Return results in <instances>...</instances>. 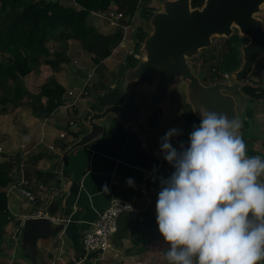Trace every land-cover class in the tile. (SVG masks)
Returning <instances> with one entry per match:
<instances>
[{"label":"crops","instance_id":"crops-1","mask_svg":"<svg viewBox=\"0 0 264 264\" xmlns=\"http://www.w3.org/2000/svg\"><path fill=\"white\" fill-rule=\"evenodd\" d=\"M161 1L138 0L135 13L129 23L130 28L128 29L126 38L122 39L118 44L120 47L113 49L111 55L102 61L101 67L98 70L99 73H97L98 77L93 76L94 78L91 84H88L91 85L90 87L87 86L88 80L82 73H75L70 78L64 74L63 70L60 73H53L48 65L38 59L34 47L24 48L19 44L7 47L6 53L8 55L19 59L27 56L29 60L31 70L23 77L27 96L31 99L40 98L41 90L39 86L45 81L54 78L64 86V89H67L66 86L69 84L78 83V86L83 87L86 92L90 91L91 93L93 90L107 91V93H102L104 95L98 98L97 104L92 103L90 108L94 107V109L99 110L102 101L106 104L116 102L117 98L110 91L114 88L117 82L116 80L119 78L118 73H120V69L124 64L120 61L121 63L117 67L113 68L111 65L116 62L115 58L118 59L120 54L124 55L125 53L128 55L125 61L126 63L131 60L133 56L129 52L137 49L135 38H141L144 33L148 32L147 18L151 13L160 9L156 7L159 2L161 4ZM111 7L116 9L114 4H111ZM97 16L101 19H95L93 17L92 21L98 30L108 32L114 28L113 24L107 21L102 15ZM50 40L55 43L51 38ZM128 45L133 47V49H126ZM121 47L125 48V51H122ZM109 59H112L113 63L108 64ZM34 60L38 64H35ZM80 66L78 65V68ZM34 68H38L36 76H32ZM97 69L98 67L96 68L94 64L93 70L97 72ZM112 71L116 74L114 82L108 81L111 80L110 78L108 79V76L114 75ZM259 71L260 66H257L255 63L251 72L248 74L247 82L253 85L259 83L264 84V82H261V78L258 77ZM45 73L46 77H44ZM80 75L79 81L78 79L76 80V77ZM119 91L121 92V89ZM64 97L67 103L58 107L45 119L32 116L29 112L27 114L26 112L18 114L20 113L18 112V115L16 114L17 116L12 115V117L11 113L1 114V116L5 117L0 121V129L3 131L2 135H5L0 146L8 154L12 153V148H9L10 143L8 140L13 132H11L12 129L7 130L6 128L17 125L14 122H17L20 118L19 116L22 115L21 125H23V128H20L18 136L20 140H24V143H26L21 145L17 150H14L13 153L20 154L17 160L21 161L23 165L24 175L29 174V179L33 182H42L36 174L37 171L56 173V165L64 152V149L61 150L60 147L64 143H73L77 140L74 139L71 132L67 133L61 127L66 125L70 126L69 129L72 132L75 131L78 135L80 132L79 129L75 130L77 128L75 121L79 119L81 113L87 112L90 109L85 107L88 103L86 99L82 98L80 101V99L71 98V100L66 90ZM87 97L89 98L91 96ZM113 99L114 101H112ZM77 103L81 105L77 106ZM261 104L263 103L258 101L254 103L246 97V109L241 111L240 108L236 107V120L241 124V127L237 130V134L244 139L249 156L251 152L257 154L259 152L264 153V108L260 106ZM170 113L168 117L165 116L164 111L143 117L137 129L125 127L112 114L107 115L101 121L105 125V131L98 140L72 150L64 158L61 165V173L62 169H64V177L68 179L67 184L62 181L57 173L56 178H52L49 183L42 182L51 190L43 191V196H45L44 203L43 201H39L37 206H30L27 204L26 198L21 196L16 189H13L15 187H11L10 185V191L7 193L8 212L6 217L8 221L5 223L7 225H4L3 231L6 230L7 233L12 231V233L8 238H6V234L2 236V241L0 242V264H31L30 259L16 245L15 237H19L21 230L19 227L21 226L22 220L29 211L36 209H42L44 213L54 218L65 219L64 229L62 231L55 236L38 239L37 246L42 254V264H95L98 259L107 256L109 253L110 255L108 257L115 256V260L118 263L141 264L142 261H140V258L142 255H122L119 250L114 249L112 243H110L108 251L102 256L95 252H86L81 240L84 232L90 228L91 222L105 208L112 197H122L130 200L139 208L137 214H142L149 210V215L156 220V206L149 209L150 202L153 198L157 197L161 189L160 180L162 178L166 179L174 171L172 165L163 158L160 152V138L169 129H181L182 132L179 135L170 138V143L178 150H180V142H183L184 147H187L189 133L192 131L193 125L198 126L202 119L201 116L194 113L192 107L186 102L185 96L182 100H177V104L176 101L172 103ZM4 120H7L5 122L11 126H7ZM79 121L81 122L80 119ZM74 124L76 125L75 128L72 127ZM55 132H58V136L54 135ZM61 133H64L63 137H60ZM0 139H2V136ZM48 146H53V148L50 150ZM30 153L40 155L37 159L28 160L26 156ZM8 154L6 157H11ZM18 161L14 163V167L20 163ZM13 177L17 179V183L19 177L18 170L15 171ZM128 179L133 181L131 186L127 183ZM261 179L264 180V176ZM73 186H75L76 192L72 195ZM105 187L107 190H105ZM54 198L59 199L60 202L50 214L47 210V203L49 204L51 199ZM18 203L22 204L24 211H16ZM62 237L63 240L58 244L57 239Z\"/></svg>","mask_w":264,"mask_h":264},{"label":"water","instance_id":"water-1","mask_svg":"<svg viewBox=\"0 0 264 264\" xmlns=\"http://www.w3.org/2000/svg\"><path fill=\"white\" fill-rule=\"evenodd\" d=\"M262 3L264 0H204L200 7L192 8L190 0H162L160 9L147 18L148 32L139 37L141 57L128 61L118 90L110 91L117 101H102L99 110L91 107L81 113L79 137L69 146L64 143L60 147L64 152L56 173L62 181L68 182L61 173L64 158L72 150L98 140L105 131L101 121L107 115L112 114L125 127L137 129L143 117L154 114L158 108L168 117L177 99L173 94L182 88L196 115L202 117L206 110L236 120V107L246 109V97L240 87L247 82L256 61H264V20L255 16ZM232 34L246 38L240 45L239 68L231 71L226 80L202 83L190 59L201 49L209 48L213 36ZM63 229V221H52L49 216H26L21 223V235L15 241L31 264H42L38 239L55 236Z\"/></svg>","mask_w":264,"mask_h":264},{"label":"clouds","instance_id":"clouds-1","mask_svg":"<svg viewBox=\"0 0 264 264\" xmlns=\"http://www.w3.org/2000/svg\"><path fill=\"white\" fill-rule=\"evenodd\" d=\"M201 115L187 147L170 143L181 129L160 138V152L174 169L160 180L156 200L158 230L168 245L164 258L167 264H260L264 158L247 154L239 121L206 110Z\"/></svg>","mask_w":264,"mask_h":264},{"label":"trees","instance_id":"trees-1","mask_svg":"<svg viewBox=\"0 0 264 264\" xmlns=\"http://www.w3.org/2000/svg\"><path fill=\"white\" fill-rule=\"evenodd\" d=\"M204 0H190L192 8L200 7ZM138 0H0V115L28 110L32 116L39 119L49 117L54 110L67 103L64 97V86L54 78L42 83L39 88L40 98L31 99L27 96L23 77L30 72V64L27 56L18 59L5 54L7 47L19 44L24 48L34 47L36 56L54 70L61 68L62 63L69 62L68 41L76 40L82 50L91 55V60L96 68L101 67L102 61L111 55L123 38L121 27H114L108 32L98 30L93 21V14H104L111 4L124 14L120 19L121 24H129L135 13ZM58 42V47L52 51L46 45V38ZM219 46L212 43L204 52H199L191 60L198 61V68L204 70V64L208 65L206 73L202 76L204 84L219 80L221 72L236 70L241 64L240 45L246 42V38L237 34L229 37H221ZM136 44L137 39L135 38ZM35 64H38L34 60ZM192 64V63H191ZM195 69V64H192ZM200 66V67H199ZM38 68H34L32 76H36ZM200 72V71H199ZM46 77V74L45 76ZM202 81V80H201ZM206 81V82H205ZM102 86V84H101ZM242 93L251 99L264 102V84L244 83L240 87ZM71 125V124H70ZM70 127V126H69ZM77 139L78 135L69 130ZM40 154L30 153L26 159H37ZM261 156L264 153L251 152L250 156ZM16 152L11 157L0 161V235L8 221L7 187L11 181V171L14 164L11 160L19 159ZM19 162V161H18ZM64 169L62 174L65 175ZM43 183H49L56 178L55 172H36ZM30 178L29 174H25ZM76 188L72 187V195ZM157 197L151 200L150 207L156 206ZM59 199H51L48 205V213H52L57 207ZM149 210L142 214L122 213L118 217L117 228L110 238L114 249L122 252V255L132 256L144 253L147 246L154 242L161 234L155 219L149 215ZM141 215V216H140ZM2 228V229H1ZM2 236H0V242ZM28 257V256H27ZM99 264V262H95ZM264 264V261L260 262Z\"/></svg>","mask_w":264,"mask_h":264},{"label":"rangeland","instance_id":"rangeland-1","mask_svg":"<svg viewBox=\"0 0 264 264\" xmlns=\"http://www.w3.org/2000/svg\"><path fill=\"white\" fill-rule=\"evenodd\" d=\"M111 9H114L113 7H110ZM109 8V9H110ZM156 8H160V2H159V4H157V7ZM98 14L97 13H95V14H93L92 16L93 17H95V19H101L99 16H97ZM255 16L256 17H258V18H260V19H262V20H264V3H262L261 5H260V11L258 12V13H256L255 14ZM140 38H137V44H136V46H137V49L139 50V48H140V40H139ZM53 40V39H52ZM53 41H55V40H53ZM212 41H213V43L214 44H216L217 46H219L220 45V43H221V41H222V39H221V37H218V36H213L212 37ZM46 45H47V47L51 50V54H52V51H54V49L55 48H57L58 47V42H56L55 41V43L54 42H52L51 40H50V37H47L46 38ZM117 47H120V46H117ZM126 47V46H125ZM7 49V48H6ZM126 49H133V47H131L130 45H128V47L126 48ZM136 49V52H138V50ZM69 50H71V51H69ZM121 50L122 51H125V48H122L121 47ZM206 50V49H205ZM204 50V48L203 49H201L200 51L201 52H204L205 51ZM135 51V50H134ZM199 51V52H200ZM5 54L6 55H8L7 53H6V50H5ZM10 56V55H9ZM12 57V56H11ZM49 58H53V54L51 55V56H48ZM68 57H69V62H67V63H62L61 64V68H59L58 70H54L53 69V67L50 65V64H47V63H45V62H43L42 60H41V58H38L41 62H43L44 64H46V65H48L49 67H50V70L53 72V73H56V72H58V73H60V71L61 72H63L64 71V74L65 75H68V77L70 78V77H72L73 75H75V73H77V74H80V73H82L83 75H85V78H89V80H88V83H87V86L88 87H90L91 85H88L89 83L91 84V81L93 80V76H97L98 77V74L97 73H99L98 72V70L100 69V67L97 69V72H95V70H93V67H94V63H93V61L91 60V55L90 54H87V53H85L83 50H82V48L80 47V45H79V43L76 41V40H72V39H70L69 41H68ZM127 58H128V55L127 54H125L124 53V55H119V57H118V59H116L115 58V60H116V62H114L113 63V61H112V59H109L108 60V64H110V63H113L111 66L114 68V67H117L121 62H123V66L121 67V69H120V73H118L119 74V76H120V78H121V73H122V70L125 68V65L126 64H128V63H126L125 61L127 60ZM129 58H131V57H129ZM133 58V57H132ZM131 58V59H132ZM19 59V58H18ZM121 61V62H120ZM80 63V64H79ZM191 63L192 64H195V70H194V72L199 76V78H200V80H202V82H203V79H202V76L206 73V71H207V69H205V68H208L207 66L208 65H205V64H207V63H205L204 64V70L202 71V68L200 67V69L198 68V61L196 60V59H193V60H191ZM256 64H257V66H260V71H259V74H258V77H260L261 78V82H264V62H263V59H258V61L256 62ZM78 65H81L79 68H78ZM63 70V71H62ZM77 71H80V72H77ZM198 71H200V72H198ZM230 71H232V70H230ZM113 72V71H112ZM227 72H229V71H227ZM49 73V72H48ZM93 73V74H92ZM114 73V72H113ZM28 74V73H27ZM26 74V75H27ZM46 74V73H45ZM87 74H92V77H87ZM49 75V74H48ZM118 76V77H119ZM254 76H255V74H254ZM80 77H81V75L79 76V77H76V80L78 79V81H79V79H80ZM116 77V74L114 73V75H110V76H108V79L110 78L111 80H108V81H111V82H114V80L116 79L115 78ZM106 78H107V76H106ZM220 79L222 80V78L220 77ZM117 82H119V81H117ZM206 82V81H205ZM116 84V83H115ZM67 87V89H65L66 90V92H68V94H69V97H70V99L72 98V99H80V101H81V99L83 98V99H86V102H88L86 105H85V107H87V108H90V106L92 105L91 103H95V104H97V100H98V98L100 97V96H103L104 94H102V93H107V91H104V90H101V91H97V90H93V92H91L90 93V91L89 92H86V90H84V89H81V86H78V83H75V84H69L68 86H66ZM177 93V92H176ZM173 94V97L174 98H177L175 101H176V104H177V100L179 101V100H182L183 98H184V90H183V88L180 90V91H178V93L177 94ZM87 96H91V97H87ZM173 98V99H174ZM71 99V100H72ZM88 99V100H87ZM263 104H261L260 106H262V108H264V102H262ZM89 104V105H88ZM77 106H79V105H81L80 103H77L76 104ZM71 106V105H70ZM69 106V107H70ZM96 107H98L97 105H96ZM68 108V107H67ZM253 108H255L254 106H253ZM99 109H100V107H99ZM70 110V109H69ZM164 110L162 109V108H158L157 109V111L155 112V113H160V112H163ZM22 112H26V114L29 112L27 109L26 110H22V111H20V113H18V112H16L15 113V116H17L18 114H22ZM18 113V114H17ZM17 114V115H16ZM25 116V115H24ZM3 117H5V116H1L0 115V121H1V119H4ZM11 117H12V113H11ZM20 118H19V120L17 121V122H14V124H17V125H14V127L13 126H11L10 124H7L5 121H7V120H4V123H6L7 124V126H11V127H8V128H6L7 130H11V132H13V134L11 135V137L9 138V143H10V145H9V148H12V153L11 154H8L7 153V151L2 147V146H0V161H2V160H5V159H7L8 160V158L6 157V155L8 154V156L9 155H12L13 154V152H14V150H17L18 148H20V146L21 145H24L25 143H24V140H20L19 139V136H18V132L20 131V128L22 127L23 128V125H21L22 124V121H21V119H22V115H20L19 116ZM8 118H10V117H8ZM79 121V119H77L76 121H75V123H77V128H75V130L76 129H79V127H80V121ZM2 125V124H1ZM60 128V127H59ZM63 130H65V132H69V126H63V127H61ZM3 131L0 129V138H1V136H2V139H0V143L3 141V136L5 135H2L3 133H2ZM54 135H56V136H58V132H55L54 133ZM78 137H79V135H78ZM8 141H7V139H6V142L8 143ZM21 143V144H20ZM71 143L69 142L68 144L66 143V145L67 146H69ZM16 167H18V164L16 165ZM11 175V174H10ZM10 180L11 181H16L17 179L16 178H14V177H11L10 178ZM13 189H16V188H13ZM18 192V191H17ZM9 193V192H8ZM19 193V192H18ZM20 194V193H19ZM21 195V194H20ZM22 196V195H21ZM24 200V199H23ZM14 209V208H13ZM24 209V207H22V204L21 203H18L17 204V210L16 211H24L23 210ZM154 214V213H153ZM11 220H13V218H11ZM7 225V224H6ZM5 225V226H6ZM1 227V226H0ZM2 229V228H1ZM4 229V228H3ZM12 233V231L9 233H7V231L5 230V231H3V234H6L7 236H6V238H8V236L10 235ZM3 234L2 235H0V236H3ZM21 235V230H20V233H19V236ZM70 235H71V233H70ZM162 237V236H161ZM159 238V239H157V241H155V242H153V243H151L150 245H148L147 246V252L145 251L144 253H142V254H139V256H141L142 255V257L140 258V261H142L141 262V264H167V261L165 260V258H164V253L167 251V249H168V245L166 244V242L164 241V239L163 238ZM64 238H66V236H64ZM63 240V237L62 238H58L57 239V243L59 244L61 241ZM16 245H17V243H16ZM18 249V248H17ZM122 253V252H121ZM110 255V253L109 254H107V256H104V257H102V258H100V259H98L97 261L99 262V264H122L121 262H117L115 259V256H113V257H108ZM96 261V262H97ZM87 262V261H86ZM86 262H84V263H86ZM71 263H73V262H71Z\"/></svg>","mask_w":264,"mask_h":264},{"label":"built area","instance_id":"built-area-1","mask_svg":"<svg viewBox=\"0 0 264 264\" xmlns=\"http://www.w3.org/2000/svg\"><path fill=\"white\" fill-rule=\"evenodd\" d=\"M107 21L113 24L114 27H121L123 30V38H126V34L128 32V29L130 28V24H121L120 19L124 18V14L120 10L116 9H109L104 14H101ZM133 31V29L131 28ZM129 53H131L132 56L135 58H140L141 55L136 52V50H131ZM222 78L228 79L230 77V74L228 72H222L221 73ZM87 77H91V74H87ZM89 80V78H87ZM83 89V87L81 88ZM71 105V104H69ZM64 133L60 134V137H63ZM40 142H42L40 140ZM53 146H48V149H52ZM14 163H16L15 160H11ZM18 167H13L11 171V177L14 176V173L16 170H18L19 173V181L16 183V181H10L7 187L6 192L8 193L10 191V185L11 187H15L16 190L26 198L27 204L30 206H37L38 202H45V199L43 196V191H51L49 188H47L42 182H33L29 178L25 177L23 172V165L21 161H19ZM134 213L137 214L139 212V208L132 203L130 200L122 197H112L105 208L101 210L96 218L91 222L90 228L84 232L82 235V246L85 249L86 252H95L98 255L102 256L105 254L109 247H110V238L115 232L117 228V222L118 217L122 213ZM45 215L49 216L47 213H44L42 209H36L29 211V213L26 216H40ZM25 216V217H26ZM52 221H65L64 218H54L53 216H49ZM21 229V226L19 227ZM18 230V229H17ZM16 230V231H17Z\"/></svg>","mask_w":264,"mask_h":264},{"label":"flooded vegetation","instance_id":"flooded-vegetation-1","mask_svg":"<svg viewBox=\"0 0 264 264\" xmlns=\"http://www.w3.org/2000/svg\"><path fill=\"white\" fill-rule=\"evenodd\" d=\"M123 70H124V69H123ZM123 70H122V72H123ZM121 75H122V73H121ZM120 80H121V78H120V76H119L118 80H116V81H119V82H120ZM119 82H116V84L114 85V88H116L117 90H118V88H119Z\"/></svg>","mask_w":264,"mask_h":264},{"label":"bare ground","instance_id":"bare-ground-1","mask_svg":"<svg viewBox=\"0 0 264 264\" xmlns=\"http://www.w3.org/2000/svg\"><path fill=\"white\" fill-rule=\"evenodd\" d=\"M89 105V104H88Z\"/></svg>","mask_w":264,"mask_h":264}]
</instances>
